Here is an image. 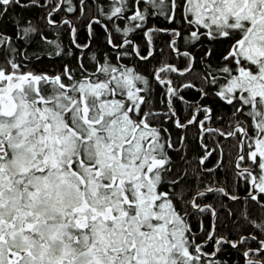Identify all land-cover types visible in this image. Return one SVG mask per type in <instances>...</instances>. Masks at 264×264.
<instances>
[{
  "label": "snow or ice",
  "instance_id": "snow-or-ice-1",
  "mask_svg": "<svg viewBox=\"0 0 264 264\" xmlns=\"http://www.w3.org/2000/svg\"><path fill=\"white\" fill-rule=\"evenodd\" d=\"M0 264H264V0H0Z\"/></svg>",
  "mask_w": 264,
  "mask_h": 264
}]
</instances>
